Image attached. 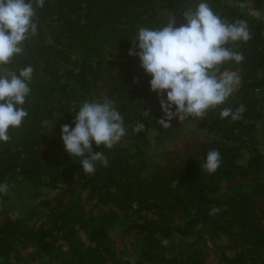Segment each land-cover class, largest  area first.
<instances>
[{
  "label": "trees",
  "instance_id": "obj_1",
  "mask_svg": "<svg viewBox=\"0 0 264 264\" xmlns=\"http://www.w3.org/2000/svg\"><path fill=\"white\" fill-rule=\"evenodd\" d=\"M199 2L45 0L37 9V33L6 66L18 74L31 65L33 74L22 106L28 116L20 128L10 127L8 142L0 141V183L9 186L0 193V264H209L202 250L194 256L168 251L173 237L204 240L198 228L226 240L221 250L217 243L205 246L216 264H258L264 254V17L248 12L263 13L264 0H247L244 9L237 6L244 0H207L223 18L248 23L252 38L230 45L245 59L221 66L235 73L239 86L204 119H186L203 140L168 149L154 173L147 172V134L156 133L155 144L167 143L181 127L177 118L169 128L157 123L159 98L139 58L128 55L131 39L140 27L163 26L173 15L180 26L182 12ZM105 97L124 117L126 135L111 149L93 143L108 166L97 162L95 174L87 175L74 160L81 158L65 151L61 125L74 127L83 102ZM240 105L246 110L239 121L219 119L222 108ZM137 122L145 124L143 132H133ZM211 149L222 160L209 174L200 165ZM24 185L36 190L31 200ZM44 188L54 191L51 198ZM214 207L220 211L210 216ZM86 229L84 240L79 234Z\"/></svg>",
  "mask_w": 264,
  "mask_h": 264
},
{
  "label": "clouds",
  "instance_id": "obj_2",
  "mask_svg": "<svg viewBox=\"0 0 264 264\" xmlns=\"http://www.w3.org/2000/svg\"><path fill=\"white\" fill-rule=\"evenodd\" d=\"M45 0H0V141L8 142L9 129L21 127L28 112L22 107L30 95L31 65L15 71L6 66L14 56L22 55L24 42L37 33V9ZM244 9L247 0L237 5ZM185 23L176 26V15L156 28L140 27L131 39L129 56L139 58L140 67L150 75V90L159 98L163 116L157 123L171 127L173 118L180 122L189 118L204 119L208 110L223 105L235 91L238 77L221 71L227 61L242 62L245 57L230 45L238 46L252 38L248 23L243 19L229 21L215 13L207 2L200 0L194 8L182 12ZM250 17H264L258 9L248 12ZM240 105L233 111L222 108L219 119L231 117L239 121L245 112ZM74 127L61 125V139L65 151L82 165L83 172L93 175L96 163L108 166L102 151H93V143L111 149L126 135L124 117L116 109L115 102L105 97L102 102L85 101L74 112ZM139 115L149 117V110ZM145 130V124L137 122L133 132ZM221 155L216 149L208 151L200 168L209 174L221 165ZM9 186L0 183V193L7 194ZM220 211L212 208L209 215Z\"/></svg>",
  "mask_w": 264,
  "mask_h": 264
},
{
  "label": "rangeland",
  "instance_id": "obj_3",
  "mask_svg": "<svg viewBox=\"0 0 264 264\" xmlns=\"http://www.w3.org/2000/svg\"><path fill=\"white\" fill-rule=\"evenodd\" d=\"M264 13V11H263ZM235 74V73H234ZM239 86V80L237 84L235 85V89H237ZM262 105V104H261ZM176 123L178 126L181 127V129L177 132L175 137L167 142V143H162V144H155L156 141V133L152 134H147L148 139L150 141L149 144V156H148V166H147V172L148 174H153L154 171L158 168V166L162 163L163 158H164V153L168 149H180L183 148L185 149V146L187 145L188 142H197L199 140H203V138L200 136V134L189 128L186 127V120L183 122H180L178 119L176 120ZM259 138H262V135L259 136ZM22 193L24 194L25 198L30 199V195L35 193L36 190L32 188L29 185H24L22 186ZM54 194V191L51 189L44 188L42 191V195L45 198H51ZM16 205V204H15ZM14 206V205H12ZM15 216L18 215V212H15ZM5 215L1 214L0 215V221L4 219ZM89 229L82 230L81 233L79 234V237L81 239L87 240L89 238ZM198 233L204 238V240L197 241L194 238H179V237H173L170 239L168 242V251L171 254H178L182 256H194L197 252H200L202 250L204 253L208 252L209 254L206 255L209 259V264H216L218 262V258L215 255V253H212L208 250H206V245L209 247H212V242L217 243L219 246V250L223 249L226 244L225 239H218V237H210L208 233L205 231L203 228H198ZM112 237L118 243L119 249H124V243L121 242V234L119 232L115 231L114 233L112 232ZM257 257L259 258L258 264H264V254H258ZM257 263V262H256Z\"/></svg>",
  "mask_w": 264,
  "mask_h": 264
}]
</instances>
